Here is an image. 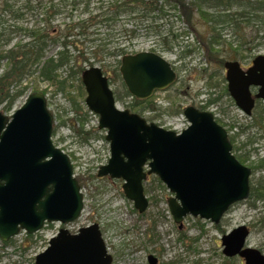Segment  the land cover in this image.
Masks as SVG:
<instances>
[{
	"label": "water",
	"instance_id": "95a60500",
	"mask_svg": "<svg viewBox=\"0 0 264 264\" xmlns=\"http://www.w3.org/2000/svg\"><path fill=\"white\" fill-rule=\"evenodd\" d=\"M264 61L257 54L253 63ZM227 88L243 108L245 81L237 61L224 62ZM119 72L130 95L149 98L168 87L176 72L164 57L139 51L121 57ZM87 108L98 115V128L106 129L109 158L97 176L121 178L124 195L138 212L148 207L143 181L154 174L172 193L167 204L178 226L186 215L218 224L233 203L249 196V167L231 153L226 129L209 111L189 105L183 115L188 126L179 133L165 129L128 109L116 106L113 90L99 66L81 73ZM258 96L264 99V81ZM247 95V94H246ZM249 108L246 109L248 113ZM53 115L41 91L31 92L10 116L0 112V239L7 241L20 230H40L44 222L68 223L79 217L83 196L68 154L52 139ZM147 167V169H144ZM248 229L233 228L221 237L222 253L239 256L244 264H264V254L245 246ZM148 264H157L148 255ZM99 225L92 223L76 233L61 228L48 246L35 256V264H111Z\"/></svg>",
	"mask_w": 264,
	"mask_h": 264
},
{
	"label": "rangeland",
	"instance_id": "374dc122",
	"mask_svg": "<svg viewBox=\"0 0 264 264\" xmlns=\"http://www.w3.org/2000/svg\"><path fill=\"white\" fill-rule=\"evenodd\" d=\"M3 1L0 0V5ZM9 1L15 9L20 8L24 2ZM40 1L44 6L50 4L48 0ZM70 1H51L58 4V12L53 16V22L62 23L70 15L75 18L82 13L83 4L71 9ZM95 3L96 0L92 6ZM20 12L22 17L15 19L0 10V31H13L9 38H6L7 34H3L0 39L2 55L17 42L31 40L22 31L15 30L16 27L45 25L41 11L22 8ZM118 20L113 26L97 24L90 28L88 35L79 37L83 38L85 45L101 40L111 51L113 48L123 47L127 53H135L155 47L156 53L172 64L177 73L176 82L166 89L157 90L151 97L153 108L144 110L142 114L144 117L153 118L155 123L166 129L177 130L187 124L182 116V110L186 106L199 107L209 97H219L205 109L227 130L232 153L236 157H242V163L252 168L249 183L253 195L231 205L218 224L186 215L182 219L181 227H178L167 204V198L172 194L155 175H150L144 182L149 204L144 212L139 213L133 202L124 195L121 178L99 177L96 174L98 167L109 158L106 130L97 127L98 116L88 110L84 101L80 104L82 108L77 111L72 109L64 92L56 91L50 81L39 77L37 69L44 57L53 55L58 49L57 46L47 43L40 64L34 63L29 72H25L18 82L12 81L9 87L11 92L24 87V92L14 99L9 110L3 109L5 101L0 104V111L9 115L22 105L32 91L45 92L47 106L54 116V128L56 127L52 141L70 158L74 176L81 187L83 209L72 222H51L35 233L20 231L7 242L0 240V264H34L35 256L48 246L50 237L55 236L60 228L73 234L79 228L92 223L99 225L107 252L112 256L111 264H148V255L156 257L157 264H226L229 259L222 254L220 238L239 225L246 226L249 231L245 245L264 253V164L259 166L260 160L264 161V119L255 124L253 118L246 116L230 100L225 92V69L221 58L209 55L204 47L179 57L181 48L177 45L172 50H161L156 36L145 29L147 21L127 14H122ZM166 22L162 27L164 30L171 24L178 30L186 27L185 22L174 15H169ZM131 29H135L136 34H132ZM185 39L188 42L195 41L194 36L189 34L179 42ZM258 53H264V49H256L251 58ZM118 58V55L110 54L105 56V61L112 69ZM229 59L232 58H224V61ZM8 70V61L3 56L0 58V75ZM108 75L113 76V73L108 71ZM110 86L115 95L125 90L121 77ZM74 88H71L73 95L76 93ZM130 100L129 96H124L116 101V106L125 109ZM76 113L85 116L86 120L82 125L75 120ZM259 192H262V196L254 199V194ZM233 264L243 262L239 257H234Z\"/></svg>",
	"mask_w": 264,
	"mask_h": 264
},
{
	"label": "trees",
	"instance_id": "16d2710c",
	"mask_svg": "<svg viewBox=\"0 0 264 264\" xmlns=\"http://www.w3.org/2000/svg\"><path fill=\"white\" fill-rule=\"evenodd\" d=\"M23 1L22 6L15 9L9 0H4L0 10L18 19L22 17L20 9L35 8L42 12L45 25L31 28L16 27L15 30L22 31L25 37L31 40L19 41L7 49L4 55L0 54V58L7 57L9 65V70L0 75V104L7 100L4 110H9L14 99L24 92V87L11 92L9 87L12 81L18 82L25 72L30 71L34 63L40 64L47 43L57 46L58 49L53 55L44 57L37 69L38 75L43 80L50 81L56 91L64 92L72 109L77 111L82 108L80 104L84 101L85 89L81 82V73L86 67L96 64L107 75L108 71L113 73V76L108 75L110 84L117 80L120 77L118 72L120 57L127 51L123 47L113 48L111 51L112 49H108L101 40L85 45L79 35H88L90 28L97 24L113 26L122 14L133 15L141 21H147L145 29L149 34L156 36L157 45L162 47L161 50H172L177 45L181 48L179 57L190 54L196 48L204 47L209 55L221 58L220 61L223 63L224 58H247L251 57L256 49H264V0H96L95 6H92L95 0H71V9L83 4L82 13L75 18L70 15L68 20L62 23L53 22V16L58 12V4L51 3L52 0H48L50 3L48 6H44L40 0ZM169 15L181 18L186 27L178 30L171 24L164 30L162 27L167 23ZM12 32L0 31V39L3 34H7L6 38H9ZM130 32L136 34L135 29H131ZM189 34L194 36V42H188V39L179 42ZM155 49L154 47L150 50ZM110 54L119 56L112 69L105 61V56ZM73 87L75 95L72 94ZM124 96H130L126 89L115 97L119 100ZM218 98L209 97L198 108L204 110ZM153 106L151 97L149 99L131 97L126 107L142 115L144 110L152 109ZM74 118L80 125L86 120L85 116L78 113ZM146 118L153 121V118ZM237 157L242 163V157ZM263 164L264 161L260 160L259 166ZM156 179L158 180L157 177ZM250 195H253L252 188ZM254 196V199L260 198L262 192L255 193ZM228 259L226 264H233L234 258Z\"/></svg>",
	"mask_w": 264,
	"mask_h": 264
},
{
	"label": "flooded vegetation",
	"instance_id": "af4514ba",
	"mask_svg": "<svg viewBox=\"0 0 264 264\" xmlns=\"http://www.w3.org/2000/svg\"><path fill=\"white\" fill-rule=\"evenodd\" d=\"M255 56L256 55H254L253 58L247 57V60H245L246 58H242V59L238 58L236 60L235 59L233 60L238 62V65H239L238 69H239L240 76L245 81H250L249 84L243 89L244 91L243 98L244 100L249 98L248 100H251L252 104L249 106L247 102L244 104L243 108H240V110L246 116L253 118L254 119L253 122L256 124L257 121H262L264 119V99L258 96V93L260 92V90H262L261 89L262 85L257 82H253V81H259V80L264 81V61L253 63V59ZM4 59H7V57L4 56ZM225 74H226V71L224 72V78L226 80ZM225 92L230 96V100L235 103L234 98L228 92L227 80H226ZM6 103H7V100H5V104ZM247 108H249L248 113L246 112ZM149 176L150 174L147 175L146 179L143 181V186H144V182L147 180V178H149Z\"/></svg>",
	"mask_w": 264,
	"mask_h": 264
}]
</instances>
